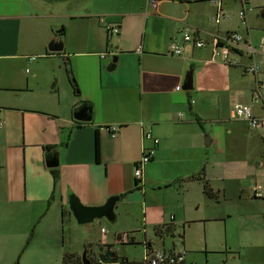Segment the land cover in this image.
<instances>
[{
    "label": "crops",
    "instance_id": "1",
    "mask_svg": "<svg viewBox=\"0 0 264 264\" xmlns=\"http://www.w3.org/2000/svg\"><path fill=\"white\" fill-rule=\"evenodd\" d=\"M215 13L210 0H160L156 12L148 0H0V261L60 264L64 251L81 254L91 241L88 228H77L69 196L101 206L124 194L132 204L112 221L115 233L131 234L143 259L145 245L167 253L178 239L185 264L194 222L205 231L206 222L232 214L209 210L217 195L233 205L243 194L252 197L254 187L264 194V126L251 129L232 118L240 104L264 119V92L252 95L264 72L243 69L264 54V29H253L247 17L242 23L237 13L214 24ZM186 28L205 46L184 43ZM55 30H62L61 53L48 51ZM230 32L254 53L243 43L221 62L212 38ZM172 42L180 54L171 52ZM113 56L115 68L106 71ZM81 102L91 106L89 122L73 118ZM146 131L159 143L139 189L133 167L154 147ZM54 150L58 165L48 168ZM104 242L102 250L110 241Z\"/></svg>",
    "mask_w": 264,
    "mask_h": 264
},
{
    "label": "rangeland",
    "instance_id": "2",
    "mask_svg": "<svg viewBox=\"0 0 264 264\" xmlns=\"http://www.w3.org/2000/svg\"><path fill=\"white\" fill-rule=\"evenodd\" d=\"M261 8H264V0H251L249 2L246 16L250 26L254 27L253 29H264V18L260 16ZM238 10V4H233L230 0L226 1L227 13L234 15ZM262 33L264 34V32ZM257 60L261 66V71L264 72V54L258 55ZM217 196L214 198L213 208L209 210L217 211V215H222L228 209L232 214L223 220L206 222L205 231L201 222H194L189 231L191 241L194 243L190 248H186L185 264H264V198L255 199L243 194L240 200H233L232 205L229 204V200L222 199L221 194ZM203 212H206V210H202L200 213L203 214ZM99 222L102 223L99 224ZM196 226H198L200 237L196 234ZM77 228L79 230L88 228L87 233L95 251L99 250L98 246H102L105 243L104 241H110L106 245L111 246L112 251L118 258V262L114 264H121L120 260L124 257H127L128 259H125L130 262L132 260H143L142 246L125 243L128 234H121L118 239V234L113 229V223L104 218ZM185 228H188V226L186 225ZM101 229L104 232H101ZM193 229H196V233ZM79 238L77 235L76 239L79 240ZM167 245L170 246V244ZM181 247H183L182 242L178 239L174 241L175 250ZM155 249L162 250L163 248L160 244L155 243ZM0 254L3 256V251ZM0 264H4V262L0 261Z\"/></svg>",
    "mask_w": 264,
    "mask_h": 264
},
{
    "label": "built area",
    "instance_id": "3",
    "mask_svg": "<svg viewBox=\"0 0 264 264\" xmlns=\"http://www.w3.org/2000/svg\"><path fill=\"white\" fill-rule=\"evenodd\" d=\"M211 3L216 7V13L211 18V22L214 24H218L221 20H231L233 15L223 12L222 3L223 0H210ZM234 3L239 5V10L237 12V18L242 22L246 23V12L249 8V2L251 0H232ZM160 0H148L149 7L156 12ZM109 31L112 33H117V28L108 27ZM182 40L184 43H191L195 48H202L205 46V42L195 37L190 33V29L186 28L182 32ZM244 43V48L249 52L248 54H253L254 49L249 47L247 43L244 42V37L236 32H230L223 35H214L212 38V45L214 48V54L216 57L220 59L221 62L227 63L229 61V56L232 53H235L239 50L241 44ZM261 44L264 45V35L261 39ZM247 46V47H246ZM171 52L175 55L180 54L181 48L177 42H172L170 45ZM244 71L251 74H259L261 72V66L259 63L254 60L251 61L246 67L243 68ZM179 89V87L177 88ZM264 92V77L261 81H257L252 90V95L255 98H259ZM232 118L245 121L251 129H256L264 126V119L257 118L253 116L251 109L246 105L237 104L232 112ZM117 129V127H110L111 135L113 136V132ZM144 138L152 139L154 147L151 149L143 150L139 162L133 167V178L137 184L140 185L139 188H143V169L144 166L150 162L152 156L154 154L155 147L159 143V139L152 136L150 131H146L143 134ZM252 197L255 199H263L264 194L260 187H254L252 191ZM101 232H104L101 229ZM186 254V251L182 248L174 253V259H171L167 253L162 251H157L152 253V256L148 259L146 256L144 259L149 260V264H159L164 260L167 261L169 259L170 264H178L179 262H183V258Z\"/></svg>",
    "mask_w": 264,
    "mask_h": 264
},
{
    "label": "water",
    "instance_id": "4",
    "mask_svg": "<svg viewBox=\"0 0 264 264\" xmlns=\"http://www.w3.org/2000/svg\"><path fill=\"white\" fill-rule=\"evenodd\" d=\"M61 31L62 30L54 31V36L48 44L49 52L61 53L63 51V35L61 34ZM115 64L116 56H113L106 67V71L114 70ZM191 74L192 72L190 70L185 75L183 88L186 90H191L192 88ZM73 118L80 122H89L91 120V106L87 103L81 102L74 108ZM204 139L205 146L209 147L212 143L210 136L205 134ZM57 165V152L55 150L49 151L47 155L46 166L48 168H53ZM131 204L132 200L129 198V196L124 194H115L113 196H109V198L101 206H85L74 194H71L68 198L69 210L79 226L87 225L95 220L103 218L109 222H112L117 215L125 212ZM86 251L87 250L85 248L81 253L82 264H91V262H89V260L86 258ZM96 257L101 264H114L118 261L110 245H107L104 251H99L96 254Z\"/></svg>",
    "mask_w": 264,
    "mask_h": 264
},
{
    "label": "trees",
    "instance_id": "5",
    "mask_svg": "<svg viewBox=\"0 0 264 264\" xmlns=\"http://www.w3.org/2000/svg\"><path fill=\"white\" fill-rule=\"evenodd\" d=\"M70 85H71V88L73 89V92L75 93V95H77L78 88H77V85L75 84V81L73 80L72 77H71ZM177 181L182 182L183 180H177ZM198 181H200V183L202 184L204 194L207 195L208 197H211V189L209 188L207 181L203 180L201 178H199ZM139 189H141V188H139ZM167 231H169V230L167 229ZM181 237H182V235L179 234V238H181ZM117 238L119 239L120 237L117 236ZM127 241L128 242H125L127 244L139 245V243L134 242L133 237L129 236V234L127 237ZM98 247H99V250H102V246H98ZM144 247L146 249V257L149 259L152 256L153 250L150 247H147L146 245ZM91 249H92V244H88L86 246V250H87L86 251V258L89 260V262H91V264H101L99 262L98 258L96 257V254L91 252ZM175 252H177V250H169L167 252V255L171 259H174L173 257H174ZM115 257L117 258V256H115ZM117 260H118V258H117ZM120 262H121V264H149V260H147V259H143L140 262H130V261L126 260L125 258H121ZM168 262H169V259H167V261L164 260L163 262H161L159 264H170ZM60 263L61 264H82L81 254L76 253V252L64 251L61 255V262ZM178 264H183V262L181 261Z\"/></svg>",
    "mask_w": 264,
    "mask_h": 264
},
{
    "label": "flooded vegetation",
    "instance_id": "6",
    "mask_svg": "<svg viewBox=\"0 0 264 264\" xmlns=\"http://www.w3.org/2000/svg\"><path fill=\"white\" fill-rule=\"evenodd\" d=\"M105 250V249H104ZM104 250H100V251H104ZM116 256V255H115Z\"/></svg>",
    "mask_w": 264,
    "mask_h": 264
}]
</instances>
